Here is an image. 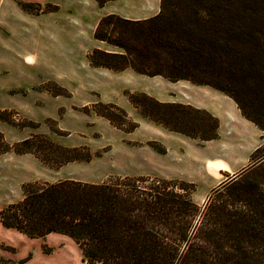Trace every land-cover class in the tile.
Returning <instances> with one entry per match:
<instances>
[{"label": "rangeland", "instance_id": "1", "mask_svg": "<svg viewBox=\"0 0 264 264\" xmlns=\"http://www.w3.org/2000/svg\"><path fill=\"white\" fill-rule=\"evenodd\" d=\"M219 6L226 11L223 17L213 18L231 26L235 39L248 43V51L231 65L233 81L226 83V88L240 99L247 116L264 122V0H215L211 4L215 12ZM54 8L50 4L0 0V111L8 112L2 115L7 121L0 120V131L9 143L45 134L64 146H86L92 157L53 167L32 153L11 151L0 155V211L21 200L23 184L35 180L56 182L69 178L101 183L136 175L184 180L202 211L209 201L212 205L229 202L238 207L248 203L259 228L242 243L264 264V131L244 115L253 129L234 127L222 131L216 141L202 139L213 130V120L205 113L178 101L172 102L185 105H159L142 91L132 89L137 84L155 86L151 78L147 80L141 74L123 76L119 71L92 66L89 53L96 47H106L94 33L91 40L80 36L71 48L56 45L52 31L37 16ZM19 9L35 15L22 36L18 28L26 21L10 19V13ZM243 16L248 23L245 31L241 29ZM131 93L137 94L139 107L131 103ZM110 103L118 108L108 107ZM121 109L127 112V119H123ZM10 112L15 124L9 122ZM98 112H113L120 126ZM133 122L139 123L136 129L124 130ZM156 124L177 130L167 154L158 151L166 146L153 128ZM259 146L262 149L256 160L252 153ZM214 158L229 160L224 163L227 169L219 173L210 170L208 162L219 163L211 161ZM232 182L242 187L241 192L231 195ZM176 190L182 192L179 187ZM54 235L60 239L58 245L51 239V243L42 244L44 252H69L79 264H85L73 238L62 233ZM16 251L9 243L0 242L1 264H12L7 255Z\"/></svg>", "mask_w": 264, "mask_h": 264}, {"label": "trees", "instance_id": "2", "mask_svg": "<svg viewBox=\"0 0 264 264\" xmlns=\"http://www.w3.org/2000/svg\"><path fill=\"white\" fill-rule=\"evenodd\" d=\"M97 1L103 5L109 0ZM213 1L160 0V11L142 19L117 13L103 15L94 37L111 48H94L89 53L90 64L210 85L233 98L242 114L264 131V122L247 116L240 99L226 88L225 84L233 81L231 65L248 51V43L235 39L231 26L213 18L223 17L226 11L219 6L215 12ZM244 17L241 29L245 31L248 23ZM142 94L159 105H185ZM136 95L131 93L129 97L139 107ZM108 107L118 108L112 103ZM191 108L213 120L212 133L202 139L218 138V118ZM121 110L123 119H127V112ZM3 113L8 112L0 111V120L7 121ZM98 113L120 126L113 112ZM12 117L10 112L9 122L15 124ZM138 126L133 122L124 130L133 131ZM262 146L252 153L254 159L260 158L257 155ZM11 151L32 153L53 167L92 157L86 146H64L45 134L9 143L0 131V155ZM158 151L164 153L166 148ZM186 184L184 180L151 175L116 177L101 183L69 178L56 182L35 180L23 184L21 200L1 209L0 220L5 227L29 237L52 232L70 236L79 244L85 264H260L257 254L242 243L259 228L248 203L238 207L229 202L212 205L209 201L202 211ZM233 189L231 195L241 192L242 187L235 184ZM23 262L10 260L12 264Z\"/></svg>", "mask_w": 264, "mask_h": 264}, {"label": "crops", "instance_id": "3", "mask_svg": "<svg viewBox=\"0 0 264 264\" xmlns=\"http://www.w3.org/2000/svg\"><path fill=\"white\" fill-rule=\"evenodd\" d=\"M22 1L36 2L42 5L50 4L55 7L53 10L41 12L37 16L38 19L44 20L46 22L45 27L52 31L56 45L64 48L76 46L80 36H86L88 40L93 39L95 28L103 15L117 13L127 18L142 19L156 15L160 11V0H109L103 5H100L97 0ZM32 16L35 17V15L21 9L14 14L10 13V19L26 21V23L19 25L18 32L22 33L21 36L25 35L27 30L30 29L29 23L33 18ZM110 48L106 44L105 49ZM119 72L123 76L129 77H139L141 74L131 68ZM141 75L146 77L147 80L153 79L156 85L137 84L132 89L140 90L161 102L178 101L189 104L218 118L219 136L208 140L209 142L220 139L222 131L227 129L244 127L247 131V127L252 128L250 121L242 114L236 101L217 88L205 84H196L186 79L171 81L161 75L150 77L145 74ZM153 128L166 146V153L163 154H167L171 151L172 140L177 138L176 131L161 127L158 124ZM242 138L244 137L242 136ZM211 161H219L223 165H225L224 163H230L227 159L218 158L211 159ZM160 173L168 175L166 171H160ZM54 234L58 233H49L45 238L29 237L14 228L5 227L0 220V242L5 241L10 246L17 248L16 252H10V255H7L8 259L14 261L23 259L22 264H79L77 257L69 252L55 250L46 253L42 250V244L45 242L51 243V239L55 246L58 245L60 239L55 237Z\"/></svg>", "mask_w": 264, "mask_h": 264}, {"label": "bare ground", "instance_id": "4", "mask_svg": "<svg viewBox=\"0 0 264 264\" xmlns=\"http://www.w3.org/2000/svg\"><path fill=\"white\" fill-rule=\"evenodd\" d=\"M29 59H27L28 61ZM30 61V60H29ZM208 167L210 170H212L213 172H220L221 169H227V167L223 164L220 163H213V162H208Z\"/></svg>", "mask_w": 264, "mask_h": 264}]
</instances>
